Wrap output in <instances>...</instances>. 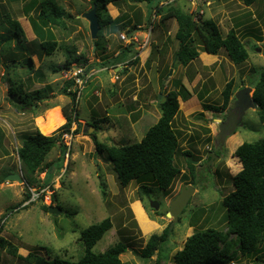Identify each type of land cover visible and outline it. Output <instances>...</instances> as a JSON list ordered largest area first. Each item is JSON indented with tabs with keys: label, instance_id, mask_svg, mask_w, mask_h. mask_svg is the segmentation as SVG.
<instances>
[{
	"label": "rangeland",
	"instance_id": "374dc122",
	"mask_svg": "<svg viewBox=\"0 0 264 264\" xmlns=\"http://www.w3.org/2000/svg\"><path fill=\"white\" fill-rule=\"evenodd\" d=\"M51 1L54 2L38 0L50 5L56 3L72 13L74 18L66 21L68 30L48 27L42 31L40 24L35 22L40 6L30 14L24 10V5L31 0H0V34L4 33L0 36V58L10 66L9 69L4 65L0 67V239L5 241V246L0 247V264H36L37 259L55 257L78 261L85 254L82 231L106 218L112 219L113 227L96 244L94 252L103 253L118 243H125L128 249L120 256L124 263L175 264L176 252L183 249L186 240L196 231L226 229L227 210L223 201L235 190L234 177L242 170L236 150L245 142L264 139V123L259 119L257 108L246 112L243 126L224 144H217L218 120L224 121L222 114L225 112L203 109V104L223 108L228 82H234L236 93L245 87L254 89L259 81V74L264 69V0H257L252 6H246L244 0H209L210 6L205 4L207 1L197 0L199 10L187 0H177V7L185 14H193L194 20H213L223 36L235 28L249 53L246 62L235 65L224 48L218 55L201 52L188 67L177 63L178 22L171 19L163 25L156 15L159 0L109 4L107 10L101 11L102 30L95 49L90 23L82 17L92 10L91 0ZM7 14L21 24V42L11 35L14 29L10 28ZM108 15L126 20L125 27L122 23L105 25ZM149 23L153 27L151 34L144 27ZM136 24L143 26L136 43L138 53H127L126 66H120L119 71L114 65L103 71H100L102 65L93 66L98 73L78 102L83 126L79 134L74 133L68 164L58 161L62 155L58 142L47 156L43 169L29 177L17 152L24 134L35 132L36 119L47 114V109L61 105L62 112L71 102L69 96L60 93L69 81L65 75L67 71L58 69L75 50L79 52L74 54L75 57L81 53L91 64L97 59L101 62L112 59L123 48L121 43L127 44L120 39L121 35L128 37V30ZM42 39L57 41V50L47 54L41 47ZM147 41L148 47L144 49ZM154 46L158 48L157 52L147 64ZM172 69L173 74L168 76ZM4 74L10 82L21 84L25 88L24 94L40 92L44 101L36 100L25 107L17 95H9ZM176 80H181L193 95L187 101L179 98L180 110L173 121L179 141L175 163L181 173L167 192L150 183L142 188L138 181L122 187L111 164L96 151L91 135L95 133L98 142L106 145L140 142L161 116L159 96L176 90ZM199 113H203V117H197ZM86 126L94 128L91 134ZM187 150L192 153L191 158L183 154ZM208 154H215L219 159L210 163L206 160ZM187 160L199 161V165H195L199 169L193 177V185ZM51 163L53 165L48 169L47 165ZM15 174H20L24 183L8 180ZM49 177L51 181L44 187ZM188 185L196 188V193L180 220L173 224L167 213L182 188ZM45 188L47 192H43ZM31 190L37 197L29 203ZM54 193L57 201L52 205ZM153 204H158L159 208H153ZM57 205L62 208L59 215H51L43 209V206ZM152 225L156 226L146 232ZM169 227L172 231L169 241L161 244L151 257H144L151 236L162 235ZM262 249L260 257L263 258L264 245ZM15 250L26 259L11 254ZM255 258V254L249 258L238 257L231 264H260Z\"/></svg>",
	"mask_w": 264,
	"mask_h": 264
},
{
	"label": "trees",
	"instance_id": "16d2710c",
	"mask_svg": "<svg viewBox=\"0 0 264 264\" xmlns=\"http://www.w3.org/2000/svg\"><path fill=\"white\" fill-rule=\"evenodd\" d=\"M120 1L126 0H91L90 2L92 3V9L94 5H97L98 16L101 21V11L107 10L109 4H116ZM47 2L54 1L47 0ZM161 2L162 0H159L156 6V15L160 17L161 24L165 25L169 20L175 19L179 25L176 34V40L179 43V48L176 52L178 64L188 67L194 60L200 57L201 52L218 55L223 48L235 65H240L249 58L246 45L235 28L231 29L226 36H223L219 26L213 20H194L193 14H185L180 7H177V0L164 5H161ZM244 2L246 6H252L257 0H244ZM38 5L40 9L38 10L36 21H34L40 24L42 31L44 29L47 30L48 27H58L62 30L69 29L66 21L67 19H73L74 16L66 8L56 3L50 5L48 3H40L38 0H31V2L24 5V10L30 14ZM151 14L152 10L149 16ZM6 19L11 25L10 28L14 29L9 32L16 37L18 42H21L23 40L21 24L17 20H12L8 14L6 15ZM104 22L105 25L112 26H118L122 23V27H125L126 20L121 17L113 19L111 15H108ZM149 24L151 26V23ZM100 25L99 36L102 30V24ZM144 27L148 26L146 25ZM142 28V26L136 24L132 29L130 28L128 30V34L131 35L133 32L140 31ZM0 36H4V33L0 34ZM40 44L47 54H53L59 46L57 41L45 39H42ZM96 45L98 47L97 41ZM157 49L156 46L153 47L147 64L150 63L151 56L155 55ZM77 53L76 50L72 51L69 54V59L66 60L58 71H70L73 64L87 65L89 60L82 54H78L79 56L77 55L75 57L74 54L76 55ZM127 53H138L135 42L130 43L119 55L113 56L110 60L89 65V69H92L95 65H102V67L108 68L111 64L121 63L126 59L125 56ZM28 61L31 64L30 69L32 70V58L30 57ZM3 65L8 69L10 67L9 65H5L0 58V67ZM168 72L165 76H167ZM3 77L8 84L9 95L11 97L17 95L19 102L21 103L23 101L22 104L25 107L31 106L33 101L36 100L37 102L44 101L43 95L40 92H36V94H33L34 92L30 93L33 95L28 93L24 94L25 88L21 84L16 85L10 82L6 74ZM73 84L74 82L69 80L60 90L61 94H65L71 99L70 104L62 109L67 121L66 124L51 136L43 135L39 129L32 133H26L27 135L24 134L25 138L17 152L29 177L34 176L43 169V164L47 156L51 153L55 145L60 142L62 135L71 131L74 123L77 124L74 133H80L83 124L80 122L81 118L78 114V102L81 98L79 100L77 99V92H68V88ZM233 85V81L227 84L224 91L225 101L223 108L220 109L213 105L203 104L204 111L225 112L229 104L233 101L232 96L235 93L233 91ZM175 86L177 88L176 90L158 99L161 116L157 123L146 131L140 142L129 145H106L98 142L95 133L91 135L95 142L96 151L103 155L111 164L122 187H127L133 181H138L142 188L150 183L167 192L181 173V168L175 163L179 141L178 133L173 128V121L180 110L179 98L182 97L183 101H187L193 95L181 80H176ZM254 89V99L259 106V119L264 123V69L261 70L259 81L254 85ZM164 98H166L165 101H163ZM197 117H203V113H199ZM61 151L62 155L58 158V161L64 162L66 146L63 144H61ZM183 154L187 158L192 157V153L189 150L184 151ZM236 156L242 164V170L234 177L233 183L235 190L227 195L223 201L227 210L226 229L208 228L206 230L196 231L186 240L183 249L176 252L174 257L175 264H231L238 257L249 258L254 254L256 255L255 259L257 263L264 264V257H260V254L262 255L263 252L262 246L264 245V139L253 143L245 142L241 144L236 150ZM187 164L192 175L193 185V177L196 175L197 167L188 160ZM52 165L53 163L48 164V169ZM50 181L51 178L49 177L45 181L44 187ZM103 193L105 194L104 191ZM29 197L28 195L27 199ZM56 201L57 195L54 193L52 196V205ZM57 206V208L62 209L60 205ZM51 207L53 206H43V209L50 213ZM15 208L17 209L19 207L16 206ZM155 226L152 225L146 232H149ZM112 227V219L106 218L102 222L91 225L82 231L81 239L85 246V254L78 261L55 257L51 260L40 258L35 262L36 264H127L120 258L128 249L125 243H118L103 253L93 251L96 244ZM171 233L172 231L169 227L162 235H152L148 242L149 246L144 249L143 256L146 258L151 257L161 244L169 241ZM4 246L5 241L0 239V247L3 248ZM11 254L21 259H26L17 254V250Z\"/></svg>",
	"mask_w": 264,
	"mask_h": 264
},
{
	"label": "water",
	"instance_id": "95a60500",
	"mask_svg": "<svg viewBox=\"0 0 264 264\" xmlns=\"http://www.w3.org/2000/svg\"><path fill=\"white\" fill-rule=\"evenodd\" d=\"M97 5H94L93 9L82 15L83 18L88 20L90 23V32L91 37L94 41V49L96 48V40L98 39L99 32L101 29L100 19L98 16ZM194 19V17H193ZM258 52H263L261 49H258ZM173 74V69L169 73L168 76ZM254 89L252 87H245L238 92L235 93V100L232 104H230L229 108L226 111L227 119L225 122L222 120H218L220 124L219 133L216 136L217 144H224L227 138L233 135L239 127L243 126V117L246 112L250 109H257L259 106L254 99ZM161 98V95L159 96ZM164 98L163 101H165ZM92 127L86 126L87 132L89 134L92 133ZM89 129V130H88ZM210 158V163L214 161V159H219V157L215 154H210L208 156ZM194 165H199V162L190 160ZM8 180H18L20 183H24V179L20 174L12 175L8 178ZM196 193V188L191 185L184 186L180 194L173 201L170 211L167 213V217L173 220V224L177 223L180 220V215L183 213L187 205L189 204L192 196ZM153 208L158 209V204H153ZM62 213V210L57 207L50 208L51 215H59Z\"/></svg>",
	"mask_w": 264,
	"mask_h": 264
},
{
	"label": "built area",
	"instance_id": "2783aa9c",
	"mask_svg": "<svg viewBox=\"0 0 264 264\" xmlns=\"http://www.w3.org/2000/svg\"><path fill=\"white\" fill-rule=\"evenodd\" d=\"M172 1L175 0H166L164 3L162 4H167L170 3ZM189 3L196 5L197 6V0H187ZM203 1H207L205 4L207 6H210V1L209 0H203ZM197 9L199 10V8L197 7ZM201 13L204 14V12L201 10ZM152 30V27H150L149 30V34ZM121 39L124 41H135L137 42V38L135 37V35L132 36V38H128L125 34L121 35ZM132 39V40H131ZM98 73L97 70L94 69H89V65H74L70 71L66 72V77H68V80H72L74 82V84L68 88V92H77L76 96L77 99L79 100L82 96V92L83 90L86 88V86L88 85V83L93 79V77ZM76 130V128L72 127L71 131L68 133H64L60 139V144H63L66 146V153L64 155V162H66V164H68L71 156H70V150L72 148L71 144H72V140L74 137V131ZM47 188H45L43 190V192H47ZM32 196L29 199V203L34 200H36L37 195L34 193V191L31 190ZM28 204V203H27Z\"/></svg>",
	"mask_w": 264,
	"mask_h": 264
},
{
	"label": "bare ground",
	"instance_id": "6f19581e",
	"mask_svg": "<svg viewBox=\"0 0 264 264\" xmlns=\"http://www.w3.org/2000/svg\"><path fill=\"white\" fill-rule=\"evenodd\" d=\"M36 123L43 135L51 136L65 123V117L61 109L56 107L49 110L44 116H39L36 119Z\"/></svg>",
	"mask_w": 264,
	"mask_h": 264
},
{
	"label": "crops",
	"instance_id": "0c3cea01",
	"mask_svg": "<svg viewBox=\"0 0 264 264\" xmlns=\"http://www.w3.org/2000/svg\"><path fill=\"white\" fill-rule=\"evenodd\" d=\"M196 7H197V6H196ZM139 26H142V25H139ZM145 26H146V25H145ZM142 27H143V26H142ZM140 34H141L140 31H136V32H133L131 35L128 34V38H132V36L135 35V37H136L137 40H138V36H139ZM143 34H145V33H143ZM146 34H148V32H146ZM148 35H149V34H148ZM148 38H149V37H148ZM120 39H121V37H120ZM121 40H122V39H121ZM131 40H132V39H131ZM146 40H148V39H147V36H146ZM122 41H124V40H122ZM125 42L127 43V44H125V45H124L123 43H121V44L123 45V48L120 49V50L116 53V56L119 55V54L122 52V50L125 49L130 43L135 42V41H130V42H128V41H124V43H125ZM136 43H137V42H135V44H136ZM148 43H149V41L145 42L144 49H145L146 47H148ZM151 52H152V51H151ZM78 53H79V52H78ZM96 53H97V52H96ZM80 54H81V53H80ZM207 54H208V53H207ZM106 55H107V54H106ZM150 55H151V54H150ZM114 56H115V55H114ZM149 57H150V56H149ZM149 57H148V59H149ZM127 60H128V59H125V60H124L123 62H121V63H118V64H111V65H114V66L116 67V70L119 71V70H120V66H126L125 64L128 63ZM96 61H97V62H95V64H99V63H103V62H104V61L101 62L100 59H97ZM147 61H148V60H147ZM148 64H149V63H148ZM75 65H77V64H75ZM88 65H92L91 62H88ZM111 65H110V66H111ZM97 66H101V65H96L95 67H97ZM110 66H109V67H110ZM106 68H107V67H102V68H100V71L106 70ZM92 69H94V68L92 67ZM94 70H96V69H94ZM97 71H98V69H97ZM174 72H175V71H174ZM193 80H194V79H193ZM56 107H59V108L61 109L62 106H61V105H60V106H59V105H56L55 107H52V108L47 109L46 112H48L49 110H51V109H53V108H56ZM62 113H63V111H62ZM63 115H64V114H63ZM158 120H159V119H158ZM158 120H157V121H158ZM80 121H82V119H80ZM140 121H141V120H140ZM157 121H156V123H157ZM65 123H66V119H65ZM65 123H64V124H65ZM64 124H63V125H64ZM85 124H87V123L85 122ZM63 125H62V126H63ZM60 127H61V126H60ZM60 127H59V128H60ZM74 127H75V128L77 127V124H76V123L74 124ZM34 129H35L34 131H36V130L39 129V128H38V126H36ZM62 170H64V169H62Z\"/></svg>",
	"mask_w": 264,
	"mask_h": 264
},
{
	"label": "clouds",
	"instance_id": "9594fccd",
	"mask_svg": "<svg viewBox=\"0 0 264 264\" xmlns=\"http://www.w3.org/2000/svg\"><path fill=\"white\" fill-rule=\"evenodd\" d=\"M165 1H166V0L162 1V2H161V5H164V4H162V3H164ZM150 27H152V25H151V26H148V27H145V29H147V30H148V32H149V30H150ZM152 31H153V27H152V30H151V32H152ZM151 32H150V34H151ZM74 65H75V64H74ZM65 119H66V118H65ZM65 124H66V123H65ZM65 124H64V125H65ZM74 124H75V123H74ZM74 124H73V126H72V127H74ZM61 127H62V126H61ZM72 127H71V128H72ZM58 129H59V128H58ZM28 201H29V200H28ZM28 201H27V202H28ZM25 204H26V203H25Z\"/></svg>",
	"mask_w": 264,
	"mask_h": 264
},
{
	"label": "flooded vegetation",
	"instance_id": "af4514ba",
	"mask_svg": "<svg viewBox=\"0 0 264 264\" xmlns=\"http://www.w3.org/2000/svg\"><path fill=\"white\" fill-rule=\"evenodd\" d=\"M234 102V101H233ZM222 116H224V121L223 122H225L226 121V119H227V115H226V111H225V113L224 114H222ZM208 156H209V154H208ZM209 157H207L206 158V160L209 162ZM199 162V161H198ZM204 164H202V166H203ZM201 165H200V167H202ZM197 169H199V168H197Z\"/></svg>",
	"mask_w": 264,
	"mask_h": 264
}]
</instances>
